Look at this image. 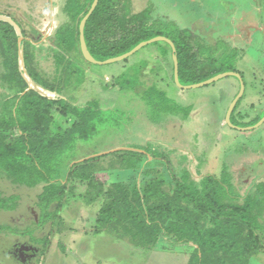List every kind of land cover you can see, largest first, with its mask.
<instances>
[{"label": "rangeland", "instance_id": "1", "mask_svg": "<svg viewBox=\"0 0 264 264\" xmlns=\"http://www.w3.org/2000/svg\"><path fill=\"white\" fill-rule=\"evenodd\" d=\"M63 2L0 0V16L19 24L23 38L38 46L47 43L58 27ZM132 2L134 13L149 5L153 15L180 28L196 30L210 47L217 48L205 55L218 60L215 65L223 73L240 75L244 93L230 119L231 124L226 123L225 117L239 92V79L227 77L200 88L182 90L171 82L170 61L163 62L160 58L161 52L167 51L166 45L157 42L158 45L144 46L120 62L93 65L80 59L76 66L71 63L69 69L73 75H63L60 79V95L46 93L33 81L29 82L42 94L64 99L77 107L93 101L98 103V117L91 123L93 133L88 139H76L61 155L62 160L99 158L96 168L107 170L109 184L139 183L149 167L155 166L150 162L151 150H158L169 156L178 176L183 168L195 181L206 176L219 178L225 172L223 178L228 177L234 195L256 192L258 183L264 184V123L250 131H238L235 127H250L244 123L257 116L264 117V0ZM35 54L40 73L52 79L55 73L52 59L46 51L36 50ZM142 63L145 67L140 71V81L145 86L156 81L172 100L171 111L176 114L156 117L137 95L141 94L140 90L119 89L122 82L127 86L133 81L134 67ZM2 92L0 85V96ZM72 123L71 118L62 120L55 116L53 127ZM117 149L143 154L147 151L141 170L134 172L129 166H117L120 159L111 153ZM124 157L130 163L134 159ZM157 170L162 173L161 168ZM41 188V185L31 189L12 185L0 175V196L19 197L16 210H0V264H188L194 246L179 244L166 235L160 237L153 250L146 252L134 249L127 239L93 234L101 200L91 204L82 199L69 200L60 210L59 226L49 223L38 226L40 212L36 200ZM252 263L264 264V253L254 257Z\"/></svg>", "mask_w": 264, "mask_h": 264}, {"label": "trees", "instance_id": "2", "mask_svg": "<svg viewBox=\"0 0 264 264\" xmlns=\"http://www.w3.org/2000/svg\"><path fill=\"white\" fill-rule=\"evenodd\" d=\"M93 1L64 0L59 8L58 27L47 43L38 46L23 38L19 24L0 16V85L3 90L0 96V175L12 185L27 189L41 185L36 200L40 227L47 223L59 226L60 210L69 200L82 199L87 204L101 200L92 230L95 235L104 233L117 240L127 239L134 249L146 252L153 250L160 237L166 235L179 244L194 246L188 264H253L252 259L264 253L263 183H258L256 192L234 195L228 177L223 178L225 172L219 178L206 176L195 181L185 168L179 170L178 165L181 171L178 176L169 156L158 150H151L150 162L155 166H147L150 170L139 183L109 184L107 170L96 168L99 158L77 164L62 160L61 155L76 139H88L93 133L91 123L98 117V103L93 101L77 107L64 99L42 94L30 87L29 82L33 81L46 93L60 95V79L63 75H73L70 64L76 66L80 59L90 64L80 51L79 25ZM195 31L153 15L149 5L134 13L132 0H99L85 24L84 39L91 56L105 61L128 53L141 42L166 37L176 49L179 83L191 85L223 73L220 66L215 65L218 60L205 55L217 48L210 47ZM19 37L23 38L20 43ZM163 44L167 51L160 54L161 47L157 46L160 47L158 54L163 62L170 61V78L175 84L171 48ZM36 50L46 51L52 59L55 71L52 79L38 70ZM144 67L145 63L134 67L133 81L127 86L122 82L119 89L140 90L141 94L137 95L156 117L176 114L171 111L173 107L169 102L172 100L156 81L148 86L142 84L139 74ZM55 116L62 120L71 118L73 123L53 127ZM150 116L153 121V115ZM260 117L244 125H255ZM112 153L120 159L117 166H129L134 172L141 170L143 160L147 159V151L144 154L127 150ZM125 155L137 163L134 165V159L128 162ZM157 168H161L162 173ZM18 200L17 195L0 196V210H16Z\"/></svg>", "mask_w": 264, "mask_h": 264}, {"label": "water", "instance_id": "3", "mask_svg": "<svg viewBox=\"0 0 264 264\" xmlns=\"http://www.w3.org/2000/svg\"><path fill=\"white\" fill-rule=\"evenodd\" d=\"M98 1L99 0H94L93 1L88 13L83 17V19L81 20L80 25H79V45H80L81 54H82V56H83L85 61H87L88 63L93 64V65H106V64H110V63H114V62H120V61H123V60L129 58L130 56L134 55L136 52H138L144 46H147V45L153 44V43H157V42L166 43L171 48V52H172L173 80H174V83H175V85H177L182 90H190V89L200 88V87L212 84V83H214V82H216V81H218L220 79L227 78V77H235V78L239 79V81H240L239 92H238L237 96L234 98V100L231 103L230 107L228 108V111H227V114H226V117H225L226 123H228V124L230 123L231 114H232L237 102L239 101V99L242 97V95L244 93V87H243L240 75H238L237 73H234V72H225V73L218 74V75H216V76H214V77H212V78H210V79H208L206 81L200 82V83L191 84V85H181L179 83L178 63H177V57H176V54H175L176 49H175V46L172 43V41L169 40L166 37L157 36V37H154V38H152V39H150L148 41L141 42L135 48H133L131 51H129L128 53H125V54H123V55H121L119 57L110 58V59L105 60V61H97V60H95L91 56V54L89 53V51L87 49V46H86V43H85V39H84V27H85V24H86L88 18L90 17V15L95 10V8H96V6L98 4ZM7 20L10 23H12L11 20H9V19H7ZM15 28H16L17 31H19L18 27L15 26ZM22 39H23L22 37H19L18 38V42L20 43L22 41ZM263 123H264V117H262L261 120H259V122L257 124H255V125H253V126L244 127V128L235 127V129H237L238 131H250V130H253V129L259 127ZM119 150H127V149H117L115 151H119ZM115 151H112V152H115ZM88 159L89 158L84 159V160H88ZM84 160L76 161L73 164L82 163Z\"/></svg>", "mask_w": 264, "mask_h": 264}, {"label": "flooded vegetation", "instance_id": "4", "mask_svg": "<svg viewBox=\"0 0 264 264\" xmlns=\"http://www.w3.org/2000/svg\"><path fill=\"white\" fill-rule=\"evenodd\" d=\"M244 116H245V115L243 114V115L240 116V118H241V117H244ZM230 119H231V118H230Z\"/></svg>", "mask_w": 264, "mask_h": 264}]
</instances>
